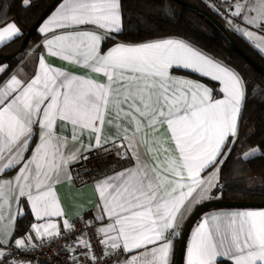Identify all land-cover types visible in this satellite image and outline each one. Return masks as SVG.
<instances>
[{"label":"snow or ice","instance_id":"obj_1","mask_svg":"<svg viewBox=\"0 0 264 264\" xmlns=\"http://www.w3.org/2000/svg\"><path fill=\"white\" fill-rule=\"evenodd\" d=\"M208 2L264 55V0ZM10 8L0 0V45L24 34ZM124 21L122 0H58L35 22L31 70L0 65V264H174L189 216L223 198L225 167L242 178L264 159V137L241 131L238 70L156 28L121 40ZM225 261L264 264V207L207 211L191 228L183 264Z\"/></svg>","mask_w":264,"mask_h":264},{"label":"trees","instance_id":"obj_2","mask_svg":"<svg viewBox=\"0 0 264 264\" xmlns=\"http://www.w3.org/2000/svg\"><path fill=\"white\" fill-rule=\"evenodd\" d=\"M188 1L212 13L201 0ZM49 2L50 0H32L31 7L25 9L21 7V0H11L9 15L17 19L24 34L7 45H0V54L11 53L19 47L27 29ZM122 2L125 13V30L119 39L131 41L148 39L152 37L153 29L156 28L160 34L178 35L188 39L208 54L238 70L249 81V97L243 112L242 134L247 132L253 143L264 137V77L233 50L213 26L194 11L174 0H122ZM165 4L175 10L174 21L162 18L161 10ZM137 14L140 15V19ZM231 33L237 42L264 66V56L259 54L258 50L254 49L244 38L235 32ZM39 38L35 28L24 49L3 63L8 65L9 72L21 60L26 50ZM255 85H259V88L256 95L253 96L252 88ZM246 167L248 170L245 171L242 178H234L225 167L223 175V182L226 184L223 192L224 199L264 201V187H261L264 182V159L254 158ZM251 183L257 186L256 189L251 192L245 190L246 184ZM177 244L178 239L176 247ZM223 264H226V261Z\"/></svg>","mask_w":264,"mask_h":264},{"label":"water","instance_id":"obj_3","mask_svg":"<svg viewBox=\"0 0 264 264\" xmlns=\"http://www.w3.org/2000/svg\"><path fill=\"white\" fill-rule=\"evenodd\" d=\"M174 1H176L182 6L191 9L192 11L200 15L207 23L213 26L220 33V35L228 42V44L232 47L233 50H235L245 61H247L250 65H252L253 68L264 77V66L260 62H258L252 55H250L237 42L236 38L232 35V33L212 13L188 0H174ZM57 3L58 0H50V2L45 6V8L42 10L39 16L36 18V20L27 29L25 35L23 36L22 42L18 48H16L11 53L0 54V65L3 64L8 59H10L11 57H14L16 54L20 53L24 49L30 35L38 26L35 22L41 19L42 17H45ZM243 207H254V208L264 207V201L229 200L222 198L219 200H213L209 202L208 206L202 207L200 211L194 212L191 216H189L182 230L183 233L182 237L178 238L174 264H183V251L190 227L192 226L193 222L205 210L210 208H243Z\"/></svg>","mask_w":264,"mask_h":264},{"label":"crops","instance_id":"obj_4","mask_svg":"<svg viewBox=\"0 0 264 264\" xmlns=\"http://www.w3.org/2000/svg\"><path fill=\"white\" fill-rule=\"evenodd\" d=\"M54 8V7H53ZM53 10V9H52ZM50 13V12H49ZM48 13V14H49ZM46 17V16H45ZM40 40V38L34 43V44H36L38 41ZM246 40V39H245ZM33 44V45H34ZM108 46H110V44H106V45H104V47L105 48H107ZM31 47V46H30ZM28 50V49H27ZM27 50H26V52L23 54V57L21 58V60L12 68V70H14V69H18V68H23L24 69V71L25 72H27V71H30L31 70V67H32V65H31V63H28V62H25V64H21V61H24L25 60V58H26V55H27ZM264 56V55H263ZM49 60H50V62H52V63H54V64H56V65H59L61 62L58 60V59H55V58H49ZM11 70V71H12ZM73 70H76V69H73ZM10 71V72H11ZM174 74H176V75H191L192 76V78H198V77H196L195 75H192V74H190V73H188V72H185L184 70H179V71H176V72H174ZM203 82H205V83H207V84H209L210 86L212 85V84H215V82H211L210 80H208L207 78H204L203 79ZM60 191H61V196H62V198L65 200V204L67 205L68 204V202H69V199L72 197V195H73V193L70 191V190H66V189H60ZM78 199H80V200H90V199H93V197H92V193H91V189H90V187H86V188H84V189H82L81 190V194L79 195V197H77ZM257 208H259V207H257ZM215 209H222V208H210V209H208V210H206V211H204V212H207V211H212V210H215ZM223 209H231V208H223ZM203 212V213H204ZM203 213L193 222V224H192V226L190 227V230H189V232H188V234L190 233V231H191V228L196 224V222L199 220V218L203 215ZM25 219H31V217H30V215H29V217H26ZM21 224H23L24 223V221L23 220H21V222H20ZM187 239V238H186ZM186 244V243H185Z\"/></svg>","mask_w":264,"mask_h":264},{"label":"built area","instance_id":"obj_5","mask_svg":"<svg viewBox=\"0 0 264 264\" xmlns=\"http://www.w3.org/2000/svg\"><path fill=\"white\" fill-rule=\"evenodd\" d=\"M201 1H202V2L208 7V9L212 12V14H213L215 17L223 23V25H224V26H225L230 32H234V31H232V30H230V29L228 28V26H227V24H226V21H225L220 15H218V14L212 9V7L209 6V2H208V0H201ZM213 2L219 4V3H220V0H213ZM89 164H90V165H92V164H96V166H97L98 168H102V167H103V164L100 163V162H97V161L95 160V158H93V160H90V161H89ZM36 255L39 257L40 260H45V259H46L45 255H43V254L37 253Z\"/></svg>","mask_w":264,"mask_h":264}]
</instances>
